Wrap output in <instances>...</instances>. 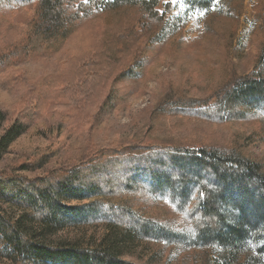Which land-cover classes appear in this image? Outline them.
Masks as SVG:
<instances>
[{
    "label": "rangeland",
    "instance_id": "374dc122",
    "mask_svg": "<svg viewBox=\"0 0 264 264\" xmlns=\"http://www.w3.org/2000/svg\"><path fill=\"white\" fill-rule=\"evenodd\" d=\"M168 7L164 33L146 45L142 58L127 71L126 66H98L95 54L111 34L106 28L136 19V8L91 15L57 53L23 56L1 71L4 126L20 119L28 128L1 154L0 171L54 178L87 160L117 164L176 144L236 147L264 163L261 107L238 104V113H223L222 120L196 114L218 105L228 84L257 69L264 49V0H162L161 8ZM34 11L33 6L0 8V51L18 39ZM42 157L46 162L41 167L23 168ZM188 197L192 201L180 209L157 192H122L115 201L175 234L141 235L134 256L124 258L142 264H215L223 250L198 240L190 214L196 190ZM103 233L102 220L60 232L85 241ZM262 243L263 235L246 241L240 258L248 255L261 264ZM0 264L13 261L0 253Z\"/></svg>",
    "mask_w": 264,
    "mask_h": 264
},
{
    "label": "trees",
    "instance_id": "16d2710c",
    "mask_svg": "<svg viewBox=\"0 0 264 264\" xmlns=\"http://www.w3.org/2000/svg\"><path fill=\"white\" fill-rule=\"evenodd\" d=\"M161 5L162 0H0V8L35 7L18 39L0 51V72L23 56L40 55L41 51L43 56L57 53L91 15L136 8V19L120 20L113 28H106L111 34L95 54L98 66H126L127 71L132 62L142 58L146 45L164 33L170 8L162 9ZM230 84L215 109L204 107L196 114L222 120L223 113L237 114L238 104L259 106L264 112V49L257 69ZM4 124L5 115L0 112V157L28 128L20 119ZM45 158L23 168H39ZM92 162L87 160L54 178L32 179L0 171L2 256L13 264H142L124 258L134 256L139 236L174 238L175 234L145 221L115 199L125 191L146 190L169 196L183 209L192 201L188 195L195 189L196 201L190 214L198 240L223 250L215 264H254L250 256L240 258V254L246 241L264 237L261 161L236 147L176 144L117 164L111 160ZM117 166L123 168L119 171ZM121 171L123 177L118 176ZM97 220L104 224L98 240L60 234L68 227ZM258 252L264 264V243Z\"/></svg>",
    "mask_w": 264,
    "mask_h": 264
},
{
    "label": "snow or ice",
    "instance_id": "6c2138e0",
    "mask_svg": "<svg viewBox=\"0 0 264 264\" xmlns=\"http://www.w3.org/2000/svg\"><path fill=\"white\" fill-rule=\"evenodd\" d=\"M172 3H179L180 0H171Z\"/></svg>",
    "mask_w": 264,
    "mask_h": 264
}]
</instances>
